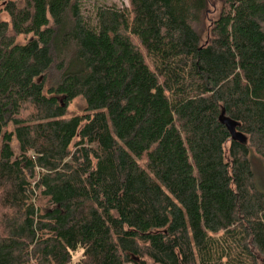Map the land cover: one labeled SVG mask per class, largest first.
<instances>
[{
    "label": "trees",
    "instance_id": "trees-1",
    "mask_svg": "<svg viewBox=\"0 0 264 264\" xmlns=\"http://www.w3.org/2000/svg\"><path fill=\"white\" fill-rule=\"evenodd\" d=\"M85 1L0 0V264H264V0Z\"/></svg>",
    "mask_w": 264,
    "mask_h": 264
},
{
    "label": "rangeland",
    "instance_id": "rangeland-1",
    "mask_svg": "<svg viewBox=\"0 0 264 264\" xmlns=\"http://www.w3.org/2000/svg\"><path fill=\"white\" fill-rule=\"evenodd\" d=\"M105 4L107 6H115L117 8H121L126 5V2L124 0H88L84 2V9L85 12L91 13L97 5ZM207 8V20L206 23L201 25L200 29L203 31V37L206 36L208 25L210 24V20H214L218 14V11L221 6V0H209ZM8 21V16L7 14L3 11V4L0 3V23L1 22H7ZM204 30L206 32L204 33ZM18 43H24L25 40L23 38H18L17 39ZM83 110V103L80 101H74L68 108L67 112V117L70 118L72 116H76L82 113ZM12 149L14 153L17 155L18 154V146L15 141L12 142L11 144ZM250 164H251V169L254 174V179H255V184L258 190L264 195V161L256 156L254 153H250ZM44 204L40 203V206L42 207ZM222 241V238L220 239ZM223 243V241H222ZM227 244L230 246V251H229V262L231 264H249L247 259L245 260V257L241 254V251L238 249V247H235L233 244L230 242H227ZM79 253L75 255L74 261H77L79 259ZM222 264H226V259H223ZM212 264H217L214 260L212 261ZM263 264V263H260Z\"/></svg>",
    "mask_w": 264,
    "mask_h": 264
},
{
    "label": "water",
    "instance_id": "water-1",
    "mask_svg": "<svg viewBox=\"0 0 264 264\" xmlns=\"http://www.w3.org/2000/svg\"><path fill=\"white\" fill-rule=\"evenodd\" d=\"M223 122H224V124H226V126L228 128L232 140L244 143V141H245L244 136L240 133L235 132V124L231 123L229 120H224Z\"/></svg>",
    "mask_w": 264,
    "mask_h": 264
}]
</instances>
